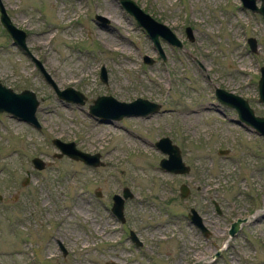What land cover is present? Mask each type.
I'll return each mask as SVG.
<instances>
[{"label": "rangeland", "instance_id": "obj_1", "mask_svg": "<svg viewBox=\"0 0 264 264\" xmlns=\"http://www.w3.org/2000/svg\"><path fill=\"white\" fill-rule=\"evenodd\" d=\"M134 1L181 47L159 38L161 56L118 0H0L25 32L23 50L0 26V83L38 100L37 128L0 113V264H264V138L213 95L223 89L264 116L256 87L264 22L239 0ZM66 87L83 103L57 98L55 89ZM99 95L160 107L104 123L87 110ZM164 136L187 173L159 168L166 155L154 143ZM52 138L98 154L102 164L56 157ZM123 188L131 197L119 222L109 209ZM190 207L207 237L186 218ZM236 218L247 221L229 237Z\"/></svg>", "mask_w": 264, "mask_h": 264}, {"label": "water", "instance_id": "obj_2", "mask_svg": "<svg viewBox=\"0 0 264 264\" xmlns=\"http://www.w3.org/2000/svg\"><path fill=\"white\" fill-rule=\"evenodd\" d=\"M255 1L256 0H240L243 8H247L250 11L258 13L264 21V6L262 2L263 0H258V6L255 4ZM118 3L123 8V10L134 19L135 23L144 30L145 35L149 38L153 46L156 47L160 55L161 50L159 47V38L161 40L166 41L172 46H175L177 48L181 47V42L177 39L171 29L163 23H160L150 17L136 4L134 0H118ZM0 25L3 27V29L8 34L13 43L18 45L21 49L25 50V32L19 28H16L10 23L1 3ZM184 32L188 39L191 40L190 28L185 27ZM247 43L249 49L251 51H254V40L252 38H248ZM143 61L149 63L151 60L149 57L143 56ZM33 62L41 70L39 64L34 60ZM98 76L100 81H106L105 73L102 67L99 70ZM256 87L258 93L257 100L258 102L264 103L263 68H260ZM55 94L59 99L75 102L77 104H82L84 101V96L70 87H66L63 90L55 89ZM214 94L215 99L218 102L235 110L238 124L249 126L257 135H260L264 138V116L255 115L253 113V110L248 106L247 101L245 99L218 88L214 89ZM37 105L38 100L35 98L33 92L27 89L21 90L19 92H13L10 88L4 87L0 83V113L5 112L11 117L16 118L20 121H24L37 128L38 123L35 119V109ZM159 107L160 104L139 97H136L128 102H123L114 99L110 95H99L91 100V103L88 105L87 110L89 115L92 117H96L98 121L108 123L111 121H119L122 118L130 116L150 115L152 113L157 112L159 110ZM51 143L59 150L58 153H55L56 157L65 155L71 160L79 161L85 165H89L92 167H96L102 164L98 160V154H89L87 152L80 151L79 149L75 148L74 143L72 141L63 142L59 139L52 138ZM154 145L158 150H160L163 154L166 155L165 158H162L159 161L160 169L174 174H184L188 172V166H186L181 161L179 149L176 145L171 143L168 137L164 136L158 138L155 141ZM221 152L225 153V151H219V153ZM31 163L36 169H41L44 165L43 162L36 157L31 159ZM186 194L187 187L185 185H180L179 196L185 197ZM97 195L99 194L97 193ZM130 197L131 194L125 188L122 189L121 195L113 194L111 196L110 212L119 222H123V201L124 199ZM214 208L216 213H219L215 204ZM186 217L191 224H193L197 229H199V231L204 237L208 236V229L203 225L201 217L192 207L189 208ZM246 221L247 218H237L232 221L227 230V235L229 237L233 236L238 231L241 224L245 223ZM128 237L136 247L141 246V242L136 238L135 234L132 231H129ZM59 248H61L62 253H64L63 248L61 246H59ZM216 255L217 253H215L214 256Z\"/></svg>", "mask_w": 264, "mask_h": 264}, {"label": "bare ground", "instance_id": "obj_3", "mask_svg": "<svg viewBox=\"0 0 264 264\" xmlns=\"http://www.w3.org/2000/svg\"><path fill=\"white\" fill-rule=\"evenodd\" d=\"M111 13V12H110Z\"/></svg>", "mask_w": 264, "mask_h": 264}]
</instances>
